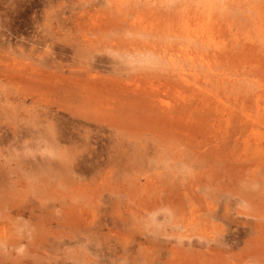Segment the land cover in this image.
I'll list each match as a JSON object with an SVG mask.
<instances>
[{
	"label": "rangeland",
	"instance_id": "rangeland-1",
	"mask_svg": "<svg viewBox=\"0 0 264 264\" xmlns=\"http://www.w3.org/2000/svg\"><path fill=\"white\" fill-rule=\"evenodd\" d=\"M194 29L210 33L209 46H201L187 34H196ZM187 43L204 52L212 66L203 81L204 85L208 83L205 92L188 88L187 98L180 99L174 89L182 81L180 70L168 63L166 50ZM19 50L26 51L27 56L20 57ZM134 53L140 60L131 56ZM31 58H41L45 65ZM16 59L24 60L23 65L42 67L44 72L33 80L26 76L20 81L12 68ZM88 61L103 65L96 69L104 80L103 87L96 88L101 103L87 100L84 94L82 97L76 83L61 84V78H68L69 68L82 71ZM58 65L64 67L62 76L47 79L46 70L56 71ZM115 77L131 85L152 84L157 99L169 104L167 109L151 101L150 94L144 97L131 93V89H119L112 80ZM263 89L264 0H0V135L5 134L0 140V172L8 176L7 186H0V226H5L0 264H166L167 260L170 264H264V178L258 173L253 178V172L247 170L257 146L254 135L247 138L248 132L243 131V136L239 133L243 116L256 114L254 104L262 103L264 110ZM221 102L226 103L223 107L234 105L229 125L224 120L228 115H218ZM32 104L37 111L31 109ZM63 107L105 115L100 125L108 134L99 133L104 139L101 137L96 146L90 144L98 149L89 153L83 150L80 157L85 156L84 164L89 169L99 157L100 161L105 158L100 152L108 148L111 135L127 132L125 135L133 141H149L147 146L151 147L146 151L157 160L169 158V165L181 156L186 168L190 165L184 170L173 167L191 173L186 181L167 183L172 189L181 185L177 195L184 186L197 181L192 177L200 175L197 183L205 185L206 192L231 196L226 211L219 214L217 207L222 218L214 219L215 224L207 229L202 207L197 226L175 211L177 199L170 200L173 212L169 213L166 205L154 200V192L138 189L139 179L143 182L147 174L162 167L156 159L152 164L141 162L129 171L118 161V178H109L110 183L105 181L100 186H81L69 178L33 184L22 175L15 160L7 158L23 151L31 161L41 155L43 142L33 134L40 126L34 124L31 112L54 113L59 109L68 116ZM259 126L254 132L264 139V126ZM110 129L114 131L110 133ZM16 130L24 135L22 141L13 140ZM8 169L14 171L13 179L19 177L15 184L6 173ZM92 173L88 171L89 176ZM192 191L194 195L203 194L196 188ZM96 197L104 200L103 204L96 201L101 207L118 203L120 209L94 213ZM241 198L245 201L235 202ZM22 209L23 213L17 212ZM179 234H189L182 241L190 239L192 245L185 244L190 240L177 242ZM151 240L157 245L153 255H149ZM173 246L178 249L175 252H181L175 262L172 257L176 253L171 258L168 255Z\"/></svg>",
	"mask_w": 264,
	"mask_h": 264
},
{
	"label": "bare ground",
	"instance_id": "bare-ground-1",
	"mask_svg": "<svg viewBox=\"0 0 264 264\" xmlns=\"http://www.w3.org/2000/svg\"><path fill=\"white\" fill-rule=\"evenodd\" d=\"M213 3H214V1H213ZM241 9H244V8H241ZM188 26L189 25L187 23L184 24V27L187 30H189ZM200 29H199V31L194 29V31L196 32V34H194L195 36L187 33V31H186V33L191 38L193 36L194 39H197L194 41L200 42L201 46H209L210 45L209 41L211 39L210 33L207 34V31L205 29H202V30H200ZM189 32L192 33L191 30H189ZM18 43H20V42H18ZM37 44H39V42H37ZM49 48H48L49 51L47 50L48 54L50 52ZM51 48H53V47H51ZM23 51L24 50L18 51V53L20 54V57L23 55L27 56V54H25L26 51H25V53ZM134 55H136V54L134 53L131 56H134ZM141 55L142 54H140L139 56H141ZM166 55H167V60L169 61L168 63H171L173 66H176L180 70L179 76L181 77L182 81L180 80L179 83L177 81H175V83L177 82L179 85L177 84L178 85L177 87L174 86L175 92L180 97V99L181 98H185V99L187 98V96H186L187 94L185 91L188 88L194 89V90L198 89L197 91L205 92L206 86L208 83H206V85H204L203 81L206 80L207 77H209V73H210L209 70L211 69L212 65H211L210 59L207 57V55H205L204 52H202V51L200 52L199 49H197L196 47H193V46L191 47L190 44L187 43V44H182L176 50H174V48H169V50H166ZM149 56H150V52H149ZM89 57H90V55H89ZM135 57H136V60L139 59L137 55ZM142 58L144 59V57H142ZM31 59L35 60V62L37 61L38 64H40L42 66L45 65L44 61L41 58H31ZM126 59H128V58H126ZM131 59H130V61H136V60H133V59L131 60ZM16 60H15V62H13L16 66L14 65L12 68H13L14 72L16 73L15 77L18 78V80H20V81L23 78H25L26 76H27V79L31 78V80H33L36 77H40L41 73L44 72V69L42 67H38V68H35L34 66L31 67L29 63L23 65L24 60L23 61H21V60L16 61ZM73 60H74V58H73ZM57 61L61 62L59 59ZM77 61H79V60H77ZM82 61H85V60H82ZM50 62H52V61H50ZM61 63H63V62H61ZM31 64H32V62H31ZM62 65H58L57 70H60V71H57V70L56 71H48V70H46V72H48V75H49V77L46 76L47 79H49L51 77L55 78V76L60 78L62 76L63 72H65V70L63 69L64 65L63 66ZM87 65H88V67H86ZM87 65L84 64L85 69L83 68L84 70H82V71H75L73 68H69L68 69V78H66V79L61 78V81H62L61 84L66 85V84H69L70 82H72L74 84L76 83V84H78V87L82 91V97L84 94V96L87 100L95 99L96 103H99L100 100L98 99L99 95H97V93H96V88L99 85H100V88H102L104 80L101 76H99L100 73L96 70L99 65L95 64V61H94V63L88 61ZM59 66H61V67H59ZM186 66H188V67H186ZM100 67H103V65L99 66V69H101ZM48 68H49V66H48ZM102 69L105 70V68H102ZM100 71H102V70H100ZM112 80L114 82L116 81L115 85H117L119 87V89L120 88L123 90L131 89V91H130L131 93L138 94L139 96L141 94L142 95L144 94V97L146 96V94H150L152 96V100L151 99L150 100L155 102L156 105H159V107H161V108L163 107L164 110L167 109V107L169 105V104H167L165 102H161L159 99H157L158 94L155 93L153 86H151L152 84H150L148 87H145V86H139V84L137 82H135L134 84H132L133 85L132 86L128 82L126 83L125 79H119L120 80L119 81L118 78L116 79V77H115V79L112 78ZM198 85H199V87H196ZM131 93H129V94H131ZM256 95H257L256 97L259 96V94H256ZM260 99H261V97H260ZM87 100H85L84 103L87 104ZM252 101H254V100L251 99V102ZM255 103H256V101H255ZM223 104H226V103L224 102ZM223 104H222V102H221V104H219V106L222 109L218 115L222 116L223 118H225L224 116H226V115H228L227 117L231 116L232 112L230 111V108L233 109L234 105H232V107L229 108V106L223 107ZM254 105H255V108L257 106V110L254 108L256 111V114H254L253 116L251 114H249V115L247 114L248 116L247 115L243 116L244 121L241 124V127L244 128L245 130L243 129L242 131H240L241 130V127H240L239 133L242 135L243 131H244V133H245V131L248 132L246 134L247 138L250 137L251 135H254L253 138H254V141L256 142L257 146L255 148V151L251 153L253 156L251 158H249V160H248V161H250V159H251V163L248 162L249 166L246 165L247 167H249V169H247V167H245V168L248 171L251 170V172H253V174H252L253 178H255V174H257V173L261 174L262 178H264V139L258 137L259 135L255 134L257 132H254L255 126H257V125L264 126V117L262 115H260L261 111L264 113V110L262 109L263 108L262 103L259 105H258V103L254 104ZM260 105L262 108L260 107ZM91 106H92V104H91ZM258 106L261 109H259ZM35 107L36 106L34 104L31 105V109L32 108L35 109ZM63 109L68 110V114H69L68 116L64 112H61L59 109H57L54 113H51L48 110L43 111L42 113H40V112L35 113V111H37V109H35L34 112H31L34 115V117H33L34 124H37L38 126H40L33 132V134L35 135L36 139L43 142L40 145L41 155L35 156L34 158H32L33 161H31V158L29 159V157H28L29 156L28 152L23 151L20 153L12 154V156H14V157L7 158L8 161L12 160V159L15 160V162L17 163L16 166L21 168L22 175L23 176L26 175L28 178H30L33 181L32 182L33 184L36 183L38 185V183L41 182L40 180L46 181V180H52V179L57 180V179H62V178H69L70 181L75 180V182H78L79 184H81V186L86 187V185L92 184V183L93 184L95 183L97 186H100V183L104 185L105 181L110 183L109 178H111V179L115 178V180H116V177L118 176L117 172L119 170H121V165H122V169H123V167H124V169L125 168L130 169V167L135 168L137 166V164H139L141 162L142 163L147 162V163H151V164H152V162L153 163L155 162L156 158L153 156H150L146 151L147 147L149 148V146H150V145L147 146V144H149V141H148V143L146 141H145L146 142L145 143L144 139L143 140L137 139V140L133 141L131 139L130 135H125L127 132L124 134L123 132L121 133V131L120 132L117 131L116 133H114L113 136L111 135V143L108 142V144H107L108 148H106V150L104 152H100L101 156L104 155L105 158L102 161H100L101 157H99L98 158L99 160H96V162L93 163L94 166L91 169H89L87 167V165L84 164V158L83 157H85V156H83L82 158H80V157L84 153L83 150H86L89 153V151L91 149L92 150L98 149V146L92 147V145H90V144H93V145L97 144L99 142V139L102 137V134L99 135V133H103V132L106 133L107 132L106 130L103 131L104 127L102 128V125H100V124H102V119H104L105 115L100 113V116H95V115H92L89 113H85L86 110L79 112V110H78L79 106H78V109L76 108L75 110H73L71 107L70 108L63 107ZM114 109H115V107H114ZM103 111H104V109H103ZM104 112H106V111H104ZM250 115L252 116V118L249 117ZM77 117H79V118H77ZM228 119H230V117L227 119L225 118L224 120H226L228 122V125H229L231 120L229 121ZM219 120H220V118H219ZM223 122H225V121H223ZM259 122H262L263 124H261ZM112 129H114V128H112ZM112 129H110V131H111L110 133H112V131H114ZM258 129H261V128H258ZM115 130H117V129H115ZM263 130H264V128H263ZM96 131L98 134L96 133ZM261 132L263 133V131H261ZM106 134H108V133H106ZM4 135H0V140L4 139ZM256 135H257V137H256ZM186 136L188 137V135H186ZM13 137H14L13 140L14 141L16 140V142H18V141L23 140L22 138L24 137V135L20 132V130H16L13 132ZM136 137H137V135H136ZM146 137H147V135H145L144 138H146ZM102 138H101V140H102ZM188 139L186 138V140H188ZM186 142H188V141H186ZM15 145H13V146L15 147ZM24 146H25V144H24ZM24 146H22V148ZM152 148H153V146H152ZM152 148H150V149H152ZM16 149H18V147ZM150 151L148 150V152H150ZM100 154H98V155L100 156ZM152 154H154V153H152ZM176 156L178 157V154H176ZM172 157H174V156L172 155ZM168 159L169 158L163 159V157L159 158V160L156 159V161L158 163L162 164V167L159 168L160 170H158V169H157V171L154 170L155 173L147 174L145 177V180L143 182H140L141 180L139 179L138 189H141V190L146 189L150 193L154 192V195H152L154 200L159 202L160 204L166 205V206H164V208H165V210H169L170 211L169 213L173 212L172 210L169 209V207L172 204V202L170 200L174 201L175 199H177L178 203H180V204L177 203V206H174L175 211L177 213H180L181 216H183V218L185 220H190L191 223L193 222L197 226L199 225V221H200V218H198V216H199V213L201 211V208L203 207V209H205V212H206L204 215L207 216V218L205 219L204 226L207 229H208V227L212 228V226L215 224L214 219L218 220V219L222 218L221 215L223 213L221 215H219L220 211L221 212L222 211L224 212V210L226 211L228 208V205H230V202H228V200H229V197L231 198V196H229L227 194L222 195L221 193L216 194L215 192H210V191L206 192L204 189L205 185L197 183L199 181V179L202 178L200 175L192 177V179L195 178L197 181L191 182V184H189V185L187 184L186 186H184V188L177 195L176 191H179L182 188L181 185H179L178 188H177V186H175V187L173 186L174 188L172 189V186H169L167 183H169V182L173 183L174 179H176V180L184 179V181H186L189 178H191L190 177L191 173H186L187 171L182 172V171L173 170V167L175 166L176 169L181 168L182 170H184V169H187L190 165L188 164L189 166L186 168V164L184 163V160L181 159V156H180V159L173 158V159H175L174 163L173 164L170 163L169 165H167ZM8 161L6 163H8ZM118 161H119V163L121 161V163H120L121 165L118 164ZM246 164H247V162H246ZM156 165H157V163H156ZM158 167H160V166L158 165ZM156 168H157V166H156ZM10 169H11V167H10ZM129 169L127 171H129ZM192 169H190V170H192ZM88 171H93L91 176L88 175ZM12 172H14V171L8 169V171L6 173H10L9 174L10 180H12L13 183L15 184L17 182L16 180H19V177L15 176L16 179H13L14 177L11 176ZM180 172H182L181 173V174H183L182 176H181ZM246 175H247V173H246ZM87 177H88V179H87ZM137 179H138V177H137ZM214 179H216V178H214ZM6 180H8V176L6 174H3L0 172V184L2 183V185H0V186H2V188H5V186H7L5 184ZM108 183L106 185H108ZM116 184H117V182H116ZM190 187H192V188H190ZM2 188H0V190ZM194 188L199 190L197 192H202L203 194L201 193L202 195H200V196H198L196 194L195 195L191 194V190H193L192 192H194ZM206 188H207V186H206ZM171 192H173L174 194H172ZM180 193H182L183 195H179ZM219 199H221L220 202H216V201H219ZM97 200L100 202L104 201L100 197L94 198V201H93V207L94 208L92 210L94 213L98 214V213H103L105 211L110 213V211H116V207H117V210L120 209L119 208L120 205L117 202H116L117 206H115V204H114V205H111V207H106V206L101 207L99 204H97V202H96ZM237 201L241 202V201H243V199L242 198L236 199L235 202H237ZM244 201H245V199H244ZM203 203H204V205H202ZM219 203H221L222 206H218V205H221ZM102 204H103V202H102ZM239 204H241V203H239ZM217 207H219V214H217V210H218ZM17 212L23 213L24 209L17 210ZM165 215L168 216L169 214H165ZM243 220L245 221V218ZM220 229L221 228H219L218 231ZM4 232H5V226L4 225L0 226V239L3 237L2 235L4 234ZM248 233H251V232H248ZM254 233H256V232L254 231ZM187 235L190 236L189 234H179L178 237L176 238V240L178 239L177 242L179 240L182 241V238L184 236H187ZM216 235H218V232L215 233V236ZM199 236L202 237V235H199ZM218 238H221V241H223L222 237H220L219 235H218ZM187 240H190V239H187ZM151 241H150V245L148 247H149V249H152V252L149 255H153L156 253L155 247L157 245L155 244L154 241H152V242ZM186 241H182V243L186 242ZM193 242H195V241H193ZM185 244L188 247H189V245L191 246L192 240L187 241ZM148 247H147V249H148ZM169 249L170 250H169L168 255H170V258H171V255H173V253L177 254V255L175 254L176 258H174L175 256L173 255L172 261H174V262L176 260L178 261L179 259H177L178 258L177 256H180L178 254H180L181 252L180 251H179L180 253L178 251L175 252V250H178V249H175V246L170 247ZM95 253L96 252H94V254ZM173 258L175 260H173ZM167 261H166V264H168V263L170 264L171 261H169V262H167ZM171 264H173V262Z\"/></svg>",
	"mask_w": 264,
	"mask_h": 264
}]
</instances>
